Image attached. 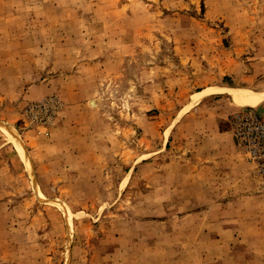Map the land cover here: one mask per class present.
Returning <instances> with one entry per match:
<instances>
[{"label":"rangeland","instance_id":"rangeland-1","mask_svg":"<svg viewBox=\"0 0 264 264\" xmlns=\"http://www.w3.org/2000/svg\"><path fill=\"white\" fill-rule=\"evenodd\" d=\"M244 113L264 0H0V264H264ZM216 126L240 168L206 166Z\"/></svg>","mask_w":264,"mask_h":264},{"label":"crops","instance_id":"crops-1","mask_svg":"<svg viewBox=\"0 0 264 264\" xmlns=\"http://www.w3.org/2000/svg\"><path fill=\"white\" fill-rule=\"evenodd\" d=\"M208 138L211 139V141L208 144V156L205 158V160L209 161V164L212 165H206L208 168L223 166L227 167V169H238L241 167L242 158L234 151V139L230 135L229 131L222 130L219 128V126H216L215 128L211 129ZM211 162L216 163V165L213 166ZM226 170L218 171V173L228 175L229 172Z\"/></svg>","mask_w":264,"mask_h":264},{"label":"bare ground","instance_id":"bare-ground-1","mask_svg":"<svg viewBox=\"0 0 264 264\" xmlns=\"http://www.w3.org/2000/svg\"><path fill=\"white\" fill-rule=\"evenodd\" d=\"M223 91L226 92L234 102L241 103V104H256L263 98L262 94H258L256 92H250V91H242L240 89L238 90V89H233V88H227V89H224ZM196 95L198 96V95H203V94H199L197 92ZM6 132L10 135V137L12 136V139L15 142H17V137L12 130H6Z\"/></svg>","mask_w":264,"mask_h":264},{"label":"built area","instance_id":"built-area-1","mask_svg":"<svg viewBox=\"0 0 264 264\" xmlns=\"http://www.w3.org/2000/svg\"><path fill=\"white\" fill-rule=\"evenodd\" d=\"M241 115L242 119L240 121L246 122L244 129L248 130V135L252 136L253 139H258V141L261 140V137L264 136V133L260 132L261 125L259 124L258 118L249 113H244Z\"/></svg>","mask_w":264,"mask_h":264}]
</instances>
